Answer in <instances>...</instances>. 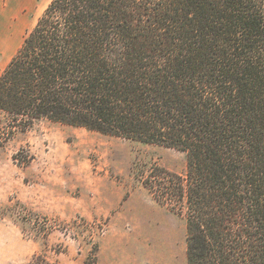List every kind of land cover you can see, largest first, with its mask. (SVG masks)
Returning a JSON list of instances; mask_svg holds the SVG:
<instances>
[{
  "label": "trees",
  "instance_id": "obj_1",
  "mask_svg": "<svg viewBox=\"0 0 264 264\" xmlns=\"http://www.w3.org/2000/svg\"><path fill=\"white\" fill-rule=\"evenodd\" d=\"M37 120L184 153L141 185L185 264H264V0H51L0 74V150Z\"/></svg>",
  "mask_w": 264,
  "mask_h": 264
},
{
  "label": "rangeland",
  "instance_id": "obj_2",
  "mask_svg": "<svg viewBox=\"0 0 264 264\" xmlns=\"http://www.w3.org/2000/svg\"><path fill=\"white\" fill-rule=\"evenodd\" d=\"M51 0H0V74ZM184 153L35 121L0 150V264H185V221L141 181Z\"/></svg>",
  "mask_w": 264,
  "mask_h": 264
}]
</instances>
